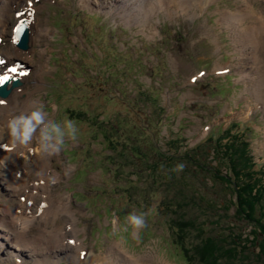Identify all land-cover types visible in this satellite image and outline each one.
<instances>
[{"label":"rangeland","instance_id":"obj_1","mask_svg":"<svg viewBox=\"0 0 264 264\" xmlns=\"http://www.w3.org/2000/svg\"><path fill=\"white\" fill-rule=\"evenodd\" d=\"M26 1L0 0V52L7 63L19 61L31 72L22 78L21 87L26 90L21 103L28 95L36 103L22 107L18 97L22 92L13 91L20 120L40 112V122H31L34 135H39L30 160L50 151L41 153L38 144L57 147L58 142H66L58 154L51 155L43 172L57 173L50 198L61 199L67 206L57 212L53 226L60 234L64 228L67 237L36 248L16 244V238L4 232L7 224L20 223V212H16L20 202L24 213L30 207L29 192L10 182L11 176L20 177L15 171L24 164L30 168L29 158L20 151L11 163L14 169L0 166V264H76L80 247L88 254L77 264H186L184 250L176 246L169 227L176 219L201 221L203 230L212 235L221 234L231 221L239 231L248 232L246 222L228 216L234 206L219 208L227 191L213 168L223 173L227 169L220 158L213 157L215 143L205 137L213 126L222 128L236 121L238 128L233 132L245 137L254 167L264 168V94L256 84L257 70L263 74L264 65L249 44L234 43L231 27L221 15L243 1L212 0L200 9L199 5L184 8L174 0L169 11L157 7L152 13L151 0H146L145 9L151 14L139 20L135 5L140 0H39L31 25L35 39L30 61L10 41L16 21L12 6ZM247 3L264 7V0ZM254 23L250 17L242 21L243 25ZM244 35L249 38V29ZM219 66L228 68V73L217 74ZM199 70H204L201 76ZM11 102L0 106L4 115ZM69 110L86 116L77 118ZM2 119L0 115V136L8 141L12 120ZM67 120L77 126L74 141ZM21 131L22 124L16 125L15 138ZM174 138L189 156L198 150L193 145L203 143L197 151L201 158L167 160V151L176 150L170 144ZM153 162L157 167L149 173ZM181 164L183 169L177 171ZM28 174L29 182L40 180L36 173ZM36 182L29 185L41 189ZM42 200L41 206L43 196ZM227 210L228 215L223 213ZM141 213L145 226L134 230L128 218ZM40 224L52 227L44 221ZM39 233L32 224L28 234ZM70 239H76L74 244ZM77 240L82 246H77ZM91 253L96 261L90 260ZM243 261L263 264L264 257Z\"/></svg>","mask_w":264,"mask_h":264},{"label":"trees","instance_id":"obj_2","mask_svg":"<svg viewBox=\"0 0 264 264\" xmlns=\"http://www.w3.org/2000/svg\"><path fill=\"white\" fill-rule=\"evenodd\" d=\"M69 111L73 113L72 110ZM73 114L77 118L86 116L83 111ZM234 126L236 123L232 124V127ZM232 127L217 134L210 133L207 140L215 143L212 150L213 157L220 158L224 162V168L227 169L223 173L218 168L212 167L215 170L214 174L219 175H216V178L221 180L223 188L227 191V198L224 203L219 204V208L229 210L230 206H234L232 214L228 215V210L223 213L235 221L246 222L250 229L246 233L239 231L231 221L221 234L212 235L203 230L201 221L183 217L178 221L176 219L173 223H169V227L172 229L173 238L176 239V246L184 250L182 255L186 264H246L243 258L247 261L251 256H257L258 259L264 257V168L254 167L255 164L248 152V142L245 137H240L241 132H232ZM171 143L176 147L178 141L172 140ZM196 148L199 150L202 147L198 145ZM198 150H194V155L191 156L188 151L184 153V150H180L176 153V150H172L167 154L166 159L179 160L180 156L190 159L194 156L201 158ZM202 152L206 151L203 149ZM150 164L152 167H147L149 173L157 167L156 162ZM202 168L203 165H200L199 169ZM210 170L209 167L208 171L211 172ZM174 223L180 231L175 229Z\"/></svg>","mask_w":264,"mask_h":264},{"label":"bare ground","instance_id":"obj_3","mask_svg":"<svg viewBox=\"0 0 264 264\" xmlns=\"http://www.w3.org/2000/svg\"><path fill=\"white\" fill-rule=\"evenodd\" d=\"M145 1L146 0H142V1L140 0L139 5H137V4L135 5V7L138 11L137 15H138L139 20L145 19L147 16H149L151 14V13L147 14L148 10L145 9V6H144ZM210 1H212V0H177L179 5H181L184 8L192 7L193 5H199L198 8H200V9H202V7ZM242 1H243V3L240 4L233 11L223 10L224 13H223V11L221 13L222 19H223V21H225V23L228 26L231 27V33L233 35L234 43L238 44V42L240 41L242 46H243V44H249L251 46V48L253 49L254 55H257L260 57V59H259L260 65H262V64L264 65V7H256L255 3H247L248 0H242ZM256 1L258 2V0H254V2H256ZM261 1H263V0H261ZM170 3H174V0H154V2H151L152 13L155 12L157 7H159L158 9L164 8L166 11H169L168 6L170 5ZM125 15H129L128 12H126ZM246 17L252 18L255 21V23L252 25H243L242 21H244V19ZM247 29H249V32H250V36L248 39L246 38L245 35L243 36V34L246 33ZM46 30H48V29H46ZM241 50L242 49L239 48V50H237V51L242 53ZM255 51H256V54H255ZM219 67H222V66H219ZM17 70H19V69H17ZM257 73H258V79L256 81L257 88L260 89L259 90L260 93L264 94V92H263L264 72H263V74H261L257 70ZM11 74H14V73L11 72ZM17 93H21V90H18ZM28 94H30V93H28ZM29 96L30 95L25 96L23 103H21L19 105H21L22 107H25L26 106L25 103L31 102L32 105L34 103H36L35 100H31L30 98H29L30 99V101H29L28 100ZM10 105L11 104H9L8 106H10ZM26 109H24V110H26ZM5 117L2 119L3 121L9 122V120H11L12 116H11V112L9 111V109L7 110V114L5 115ZM38 135H36V136L31 135L30 136L31 140L33 141V139H35V137H38ZM5 141H6V144L4 143ZM3 144H5L4 148L0 147V166L1 167L4 166V167H8L9 169H12V167L10 166V163L13 162V158L17 155L18 151H20L19 150L20 145L17 144V146L13 147L10 139L7 141V140L2 139L0 136V146H2ZM44 148L46 150L52 149V147L49 148L48 146L44 147ZM39 157H40V159H39ZM39 157H35L34 159H31L28 162L30 165L29 170L26 166H24V170L21 173V176L19 178H15L14 176H11L10 182H11L12 186L14 188H16L18 183H19V186L26 184L25 178L28 175V173L34 172L39 176V179H40L39 183L40 184H38V185L41 186L44 190L47 189L45 192L47 198L46 197L44 198L45 204L43 206H41V207H43V210L40 212L41 219L44 222H46L47 224L51 223L52 227H48L46 225H39L38 224V227L40 229V233L38 235L36 234L37 236L36 235L33 236V234L32 235L28 234L30 227L32 226V224L35 223V218L33 216V213H30V215H29L28 213H24L23 211H20V213H18V215H19V218L22 222L20 221V223H19V220H18L17 221L18 224H10L9 223L6 225L5 230H4V228H1V231L4 230V232L8 234L7 236L16 238V241H17L16 244L20 245V243H21L22 246L30 245V247L32 245H34L36 248H40L43 245H45L47 242H51L52 240L58 241V240L65 238V236H66L65 234H60L58 232H56V233L54 232L55 231L54 229L58 228V227L53 226V224H54V218H55V216H57V212H59L60 210H64L65 206H67L61 200H52L49 198L50 194L48 193V189H49L48 179L46 178V176H47L46 173L43 172V167H45L46 165H48L47 167H49L48 159L51 156L46 154V155H40ZM55 177H56V179L58 178L57 174L55 175ZM27 188H28V185H27ZM30 192L32 193V190H30ZM56 202H57V206H55V210H54L53 204H56ZM62 212H64V211H62ZM14 214L15 213H13V216H14ZM40 227H43V228H40ZM24 237H26L25 240H24ZM33 237H35V238H33ZM31 239H32V241H31ZM23 240H24V242H23ZM40 240H42V241H40ZM42 242H44V244H42ZM75 242H76L77 246L79 247L80 246L79 242L78 241H75ZM35 243H36V245H35ZM82 249H83L82 247L79 248V253L76 256V259H77L76 264L79 261L81 262L82 260H85L84 257L86 256V251L80 252ZM90 257H91L90 260H92V261L97 260V258L93 257V253L90 254Z\"/></svg>","mask_w":264,"mask_h":264},{"label":"clouds","instance_id":"obj_4","mask_svg":"<svg viewBox=\"0 0 264 264\" xmlns=\"http://www.w3.org/2000/svg\"><path fill=\"white\" fill-rule=\"evenodd\" d=\"M32 121H35L36 123L40 122V112L39 111H33L29 113L27 118H22L20 121H10L9 122L8 124L9 137H10L13 147L17 146V144L13 143V138L16 137V123L19 122L22 124V131L20 133V139L18 141V144L21 147H25L24 142L28 140V135L32 131V127H31ZM66 123H67L68 128L71 130L70 140L74 141L76 139L77 132H78L77 126L75 122L72 120H67ZM65 143L66 142H58V146L53 147L50 151H47V155L51 156V155L58 154L61 151V148L65 145ZM38 145H39V150L41 151V153L45 151L42 145L40 144ZM182 169H183L182 164L177 165V171L182 170ZM128 219H129V223L131 227L134 230H139L145 226V215L143 213L139 215H135V214L130 215Z\"/></svg>","mask_w":264,"mask_h":264},{"label":"snow or ice","instance_id":"obj_5","mask_svg":"<svg viewBox=\"0 0 264 264\" xmlns=\"http://www.w3.org/2000/svg\"><path fill=\"white\" fill-rule=\"evenodd\" d=\"M31 2H32V0H29V5H31ZM17 15H18V16H19V15H22V13H18ZM13 31H14V32H20V31H21V24H18V25L16 26V28H14ZM17 40H18V37L14 36V37H13V43H16ZM4 63H5V62H4L3 60H0V64H4ZM8 71H10V72H12V73H16V72H17V68H16V67H11V68L8 69ZM20 75H22V76H26V75H28V73L22 71V72L20 73ZM10 79H15V77H11V78H10L7 74L0 75V87L4 86V85H5ZM4 103H5L4 100H0V105H3ZM0 147H2V146H0Z\"/></svg>","mask_w":264,"mask_h":264}]
</instances>
